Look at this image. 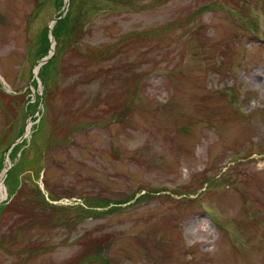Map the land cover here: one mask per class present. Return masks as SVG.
Returning a JSON list of instances; mask_svg holds the SVG:
<instances>
[{"label": "rangeland", "instance_id": "374dc122", "mask_svg": "<svg viewBox=\"0 0 264 264\" xmlns=\"http://www.w3.org/2000/svg\"><path fill=\"white\" fill-rule=\"evenodd\" d=\"M6 168L0 264H264V0H0Z\"/></svg>", "mask_w": 264, "mask_h": 264}, {"label": "trees", "instance_id": "16d2710c", "mask_svg": "<svg viewBox=\"0 0 264 264\" xmlns=\"http://www.w3.org/2000/svg\"><path fill=\"white\" fill-rule=\"evenodd\" d=\"M74 31V29H73V27L70 29V33L71 32H73ZM65 34H68V30L65 32ZM71 43H72V46L73 45H75V43L74 42H72L71 41ZM47 64V71H51L52 69H54V64H52V60L50 61V62H48V63H46ZM37 198H43V196L41 197L40 196V191H38V195H37ZM52 201H55V200H53V199H51ZM33 214V213H32Z\"/></svg>", "mask_w": 264, "mask_h": 264}, {"label": "bare ground", "instance_id": "6f19581e", "mask_svg": "<svg viewBox=\"0 0 264 264\" xmlns=\"http://www.w3.org/2000/svg\"><path fill=\"white\" fill-rule=\"evenodd\" d=\"M3 192H4V190H3L2 180H1L0 181V194L2 195Z\"/></svg>", "mask_w": 264, "mask_h": 264}, {"label": "water", "instance_id": "95a60500", "mask_svg": "<svg viewBox=\"0 0 264 264\" xmlns=\"http://www.w3.org/2000/svg\"><path fill=\"white\" fill-rule=\"evenodd\" d=\"M42 62H46V61H42ZM21 139H22V138H21ZM21 139H20V140H21Z\"/></svg>", "mask_w": 264, "mask_h": 264}]
</instances>
